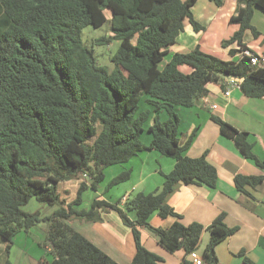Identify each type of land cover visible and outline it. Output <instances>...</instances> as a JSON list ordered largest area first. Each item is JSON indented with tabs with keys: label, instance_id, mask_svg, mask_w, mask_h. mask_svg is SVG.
<instances>
[{
	"label": "trees",
	"instance_id": "trees-1",
	"mask_svg": "<svg viewBox=\"0 0 264 264\" xmlns=\"http://www.w3.org/2000/svg\"><path fill=\"white\" fill-rule=\"evenodd\" d=\"M211 1L219 6L223 3ZM196 2L0 0V241L8 255L21 231L45 220L49 222L47 242L54 259L44 264H118L70 223L73 217L99 222V209H111L132 230L136 254L131 264H165L143 245L141 229L146 227L157 234L165 251L183 250L187 255L199 248L203 233L208 232L203 259L219 264L216 248L237 228L225 224L224 214L208 227L199 223L185 226L167 205L168 196L181 183L215 188L218 182L217 169L207 153L199 158L185 154L196 130L180 143L177 109L191 108L205 98L209 84L225 89L229 77L242 80L240 89L245 96L264 97V66L250 64L244 44L248 30L259 34L252 20L255 9L264 11V0H239L230 18L240 28L223 47L236 44L243 51L238 61H225L195 48L188 54H175L161 67L168 48L184 32L186 20L195 31L203 29L193 17ZM107 22L113 35L96 43L120 42L111 59L112 71L97 63L93 50L82 40L85 27L100 28ZM181 66L191 68V73L182 72ZM162 113L167 116L165 121L160 118ZM211 119L246 158L264 168L253 153L248 133L218 116ZM146 132L151 135L149 145L142 142ZM145 151H156L175 161L160 190L130 196L124 209L104 200H95L89 211L75 209L81 205L84 191L89 187L97 191L106 168L126 165ZM81 174L90 176L91 184H80L73 203L44 219L39 213L22 210L32 199L49 206L62 205L59 184ZM130 178L127 170L115 177L109 188ZM234 182L243 191L246 186L257 188L264 176L238 175ZM129 213L136 214L135 221ZM155 213L179 220L167 230L155 229L149 223ZM244 263L255 264L247 257ZM5 264H12L9 256Z\"/></svg>",
	"mask_w": 264,
	"mask_h": 264
},
{
	"label": "crops",
	"instance_id": "crops-1",
	"mask_svg": "<svg viewBox=\"0 0 264 264\" xmlns=\"http://www.w3.org/2000/svg\"><path fill=\"white\" fill-rule=\"evenodd\" d=\"M222 2L219 6L211 0H197L192 13L195 21L203 29L195 31L190 21L186 20L184 32L178 42L167 50L164 65L170 62L175 54H188L195 48L225 61H238L243 51L236 44L225 48L223 42L230 40L240 28L239 25L230 22V18L239 6V0H222ZM252 24L259 34L255 36L248 30L245 33L244 44L249 52L264 55V11L255 9ZM231 51L235 53L231 54ZM179 69L186 74L192 71L187 66H181ZM241 82L240 79L236 84L227 82L225 89L220 84H209V94L205 98L197 100L190 109L179 110L180 120L182 118L179 129L180 143L184 144L190 134L196 130L194 141L185 154L190 158H199L207 153L208 161L218 172L217 186L210 188L197 184L177 185L168 196L167 205L180 216V220L176 216L163 218L155 213L149 223L153 228L162 230L169 229L178 220L185 226L199 223L208 227L224 214L225 224L229 228H237V232L217 246L219 264H245L244 257L255 264H264V182L257 188L246 186L243 191L239 190L234 182L238 175L264 176V168L246 158L231 139L221 134L219 126L211 119L213 115L218 116L239 131L248 133V141L253 146L254 155L264 163V97L245 96L240 89ZM227 90L230 91L229 96L226 95ZM163 115L165 119L161 118V120L165 121L167 116L165 113L160 116ZM184 119L190 120L186 128L183 127ZM144 135L149 136L150 133H144L143 140L146 137ZM120 166L122 168H119L113 176L117 177L130 170V179L136 177L137 180L130 188L124 190L123 198L119 201L121 202L119 207L124 209V203L130 196L139 192L149 194L160 190L165 175L173 171L175 161L156 151H145L132 158L125 166ZM152 177H155L154 184L150 182ZM70 182L73 180L62 184L65 187ZM96 200L104 199L101 196ZM99 213L101 221L82 219L81 222L76 220L79 217H74L71 221L75 220L76 226L72 227L118 264H131L136 254L131 228L122 222L119 214L114 210L99 209ZM129 218L135 221L136 214L129 213ZM141 238L143 245L161 257L165 264H187V262L194 264L193 259L190 258L191 254L187 255L183 250L175 253L165 251L159 244L157 234L150 228L141 229ZM209 238V233L204 232L200 246L196 250L201 259ZM241 252H244L243 257H240ZM203 264L208 263L204 261Z\"/></svg>",
	"mask_w": 264,
	"mask_h": 264
},
{
	"label": "rangeland",
	"instance_id": "rangeland-1",
	"mask_svg": "<svg viewBox=\"0 0 264 264\" xmlns=\"http://www.w3.org/2000/svg\"><path fill=\"white\" fill-rule=\"evenodd\" d=\"M108 17H110V13L107 11ZM112 32L110 30L109 22L103 25L100 28H95L93 26H87L83 29L82 40L90 49L93 50L94 55L97 59V63L100 66L107 67L110 71L114 69V64L111 59L117 53L120 42L117 40H112L110 44H97L96 41L102 38H108L112 36ZM167 59V57H165ZM164 65V61L161 63V67ZM186 67V66H184ZM188 68V67H187ZM190 69V68H189ZM185 73V72H184ZM185 109L178 107L177 113L179 115V110ZM190 109V108H189ZM161 115V114H160ZM182 117V113H180ZM162 120L165 119V115L160 116ZM182 120V118H181ZM187 122V123H186ZM190 123L189 119L183 120V127L186 128ZM146 136L145 139H142L144 144L151 143V136ZM125 166V165H124ZM122 168L120 165H114L105 169V179L97 185V190L95 191L89 187L86 191L82 193V203L80 206H74L76 210L79 211H88L92 208L93 202L98 197H103L104 200L112 202L113 204H119L120 199L123 198V193L126 188H130L131 185L135 184L137 180L130 179L128 182L122 183L118 186H114L109 188L110 182L114 179L113 176L117 173V170ZM117 176V175H116ZM82 180V181H81ZM84 182L87 185L91 184V177L87 174H81L76 177L73 182L68 183L67 186L61 183L57 188V192L60 195V201L63 204H56L55 206H49L46 204L39 203L35 199H32L26 206L22 208L25 213L36 214L39 213L42 219L51 216L59 207L64 206L66 204L73 203L77 200L79 195V187L80 184ZM151 183H155V177L151 178ZM89 186V185H88ZM75 192H74V191ZM101 193H100V192ZM137 192H134V194ZM74 218V217H73ZM72 218V219H73ZM76 220H81L77 218ZM72 226H76V221H70ZM49 230V222L41 221L38 223L36 227L30 229L29 231H21L17 237L14 239V244L10 250V254L8 255L5 246L1 244L0 241V264H5L7 260V256H9L12 264H44L45 262H52L54 256L50 250V247L47 242V233ZM196 255L198 253L195 251ZM191 259L192 256H190Z\"/></svg>",
	"mask_w": 264,
	"mask_h": 264
},
{
	"label": "built area",
	"instance_id": "built-area-1",
	"mask_svg": "<svg viewBox=\"0 0 264 264\" xmlns=\"http://www.w3.org/2000/svg\"><path fill=\"white\" fill-rule=\"evenodd\" d=\"M246 55L249 57L251 65H253V66L263 65L264 66V55L263 54L246 52ZM228 83L229 84H236V80L229 79ZM229 94H230V91L227 90L226 95L229 96ZM214 108H216V106H214ZM191 256L193 258L194 264H203L204 263L203 259H201L199 256H197L195 252L191 253Z\"/></svg>",
	"mask_w": 264,
	"mask_h": 264
},
{
	"label": "water",
	"instance_id": "water-1",
	"mask_svg": "<svg viewBox=\"0 0 264 264\" xmlns=\"http://www.w3.org/2000/svg\"><path fill=\"white\" fill-rule=\"evenodd\" d=\"M228 79H233V80L239 81V79L236 77H229Z\"/></svg>",
	"mask_w": 264,
	"mask_h": 264
}]
</instances>
